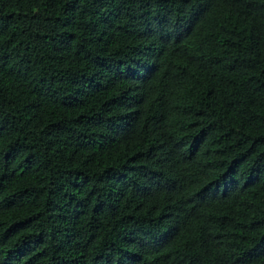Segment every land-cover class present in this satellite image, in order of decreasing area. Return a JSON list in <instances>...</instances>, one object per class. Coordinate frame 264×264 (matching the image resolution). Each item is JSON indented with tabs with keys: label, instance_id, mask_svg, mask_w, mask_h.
<instances>
[{
	"label": "trees",
	"instance_id": "trees-1",
	"mask_svg": "<svg viewBox=\"0 0 264 264\" xmlns=\"http://www.w3.org/2000/svg\"><path fill=\"white\" fill-rule=\"evenodd\" d=\"M0 264H264V0H0Z\"/></svg>",
	"mask_w": 264,
	"mask_h": 264
}]
</instances>
